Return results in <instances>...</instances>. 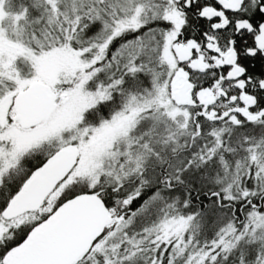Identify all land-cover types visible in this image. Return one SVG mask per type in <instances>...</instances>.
Returning a JSON list of instances; mask_svg holds the SVG:
<instances>
[{
	"label": "snow or ice",
	"instance_id": "snow-or-ice-1",
	"mask_svg": "<svg viewBox=\"0 0 264 264\" xmlns=\"http://www.w3.org/2000/svg\"><path fill=\"white\" fill-rule=\"evenodd\" d=\"M0 264H264V0H0Z\"/></svg>",
	"mask_w": 264,
	"mask_h": 264
}]
</instances>
